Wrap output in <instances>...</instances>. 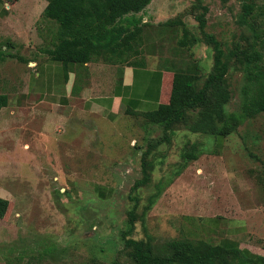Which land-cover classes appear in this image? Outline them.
I'll list each match as a JSON object with an SVG mask.
<instances>
[{
	"label": "rangeland",
	"instance_id": "obj_1",
	"mask_svg": "<svg viewBox=\"0 0 264 264\" xmlns=\"http://www.w3.org/2000/svg\"><path fill=\"white\" fill-rule=\"evenodd\" d=\"M243 4L253 7L249 17ZM202 13L203 32L220 43L228 67L225 111L240 113L256 52L264 66V0H152L139 15L143 34L131 60L192 68L200 87L213 65L195 19ZM168 21L183 27L165 31L160 25ZM183 29L187 48L179 44ZM36 97L19 107L12 97L13 113H0L11 125L5 130L0 121V197L9 202L0 220V264H135L128 239L155 254L170 241H228L264 257L263 114L244 120L218 146L190 130L196 111L164 132L143 112L109 119L45 103L32 111ZM143 154L150 181L132 193Z\"/></svg>",
	"mask_w": 264,
	"mask_h": 264
},
{
	"label": "trees",
	"instance_id": "obj_2",
	"mask_svg": "<svg viewBox=\"0 0 264 264\" xmlns=\"http://www.w3.org/2000/svg\"><path fill=\"white\" fill-rule=\"evenodd\" d=\"M151 2L152 0H51L43 17L54 21L59 30L57 42L47 51V55L64 67L101 60L106 64L127 63L145 68L142 60L132 61L131 55L136 52L135 43L138 44L139 39L141 42L143 34L139 14ZM252 12L250 4H243L244 17H249ZM195 19L206 42L212 47L213 65L210 72L202 85L197 87V75L193 74L192 68L185 71L167 69L173 74L169 102L157 104L143 114L149 122L161 126L166 132L174 124L184 122L188 112L196 111L190 130L212 136L219 146L244 120L264 115V66L257 64L256 61L261 60V57L256 52L250 62L252 66L246 68L248 86L243 93L240 113L228 114L225 111V105L230 99L226 85L228 67L223 61V51L213 36L203 32L206 25L205 13L197 15ZM160 26L165 31L183 27L178 21H168ZM187 34V30L183 29V41H179L186 48L190 41ZM160 76L161 72H158L153 79L155 102H158ZM6 106L8 97L0 94V110ZM135 112L134 108L128 107V114ZM187 157L193 158L190 154ZM141 168L142 178L134 183L132 193L150 181L152 166L145 154L141 158ZM133 200L134 205L129 213L131 225L137 208L136 198L132 197ZM8 208V200L0 197V220L5 217ZM125 247L131 250L135 264H264V257L252 254L247 249L239 250L237 243L228 241L218 246L203 242L170 241L160 254H155L151 246L131 239L125 240Z\"/></svg>",
	"mask_w": 264,
	"mask_h": 264
},
{
	"label": "crops",
	"instance_id": "obj_3",
	"mask_svg": "<svg viewBox=\"0 0 264 264\" xmlns=\"http://www.w3.org/2000/svg\"><path fill=\"white\" fill-rule=\"evenodd\" d=\"M50 1L0 0V94L8 97V106L0 113H13L9 107L12 97L19 107L31 100V94L37 96L33 98L32 111H39L45 103L102 114L109 119L127 112L128 107L145 112L169 102L172 73L166 69L146 66L142 69L127 63L101 61L64 67L52 61L47 51L54 47L59 28L54 21L43 17ZM158 72L161 76L158 102H155L153 79ZM0 121L9 130V115Z\"/></svg>",
	"mask_w": 264,
	"mask_h": 264
}]
</instances>
